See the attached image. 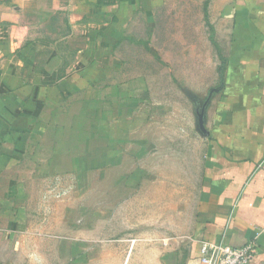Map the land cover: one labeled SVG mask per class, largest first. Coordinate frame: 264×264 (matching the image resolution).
<instances>
[{
  "label": "crops",
  "instance_id": "0c3cea01",
  "mask_svg": "<svg viewBox=\"0 0 264 264\" xmlns=\"http://www.w3.org/2000/svg\"><path fill=\"white\" fill-rule=\"evenodd\" d=\"M186 4V13L202 18L196 29L182 17L180 42L171 32L179 19L171 20L174 0H0V191L30 143L59 123L65 100L99 89L121 105L132 84L126 78L140 76L121 69L125 47L152 53L154 45H187L194 64L178 68L177 86L215 91L191 225L173 264H200L201 244L220 238L234 248L253 241L251 264H264V0ZM194 30H204L203 38ZM203 44L212 46L209 75L196 67Z\"/></svg>",
  "mask_w": 264,
  "mask_h": 264
},
{
  "label": "rangeland",
  "instance_id": "374dc122",
  "mask_svg": "<svg viewBox=\"0 0 264 264\" xmlns=\"http://www.w3.org/2000/svg\"><path fill=\"white\" fill-rule=\"evenodd\" d=\"M174 1L171 20L179 19L171 32L182 42V17L197 29L198 15L185 12L188 0ZM195 32L203 38L204 30ZM192 48L154 45L152 54L125 47L121 69L140 76L126 78L132 84L121 105L99 89L65 100L59 123L4 175L0 264L174 263L191 225L205 150L192 104L177 86L178 68L194 64ZM211 50L196 47L201 74L214 73Z\"/></svg>",
  "mask_w": 264,
  "mask_h": 264
},
{
  "label": "built area",
  "instance_id": "2783aa9c",
  "mask_svg": "<svg viewBox=\"0 0 264 264\" xmlns=\"http://www.w3.org/2000/svg\"><path fill=\"white\" fill-rule=\"evenodd\" d=\"M258 254L257 244L253 241L243 247L229 246L223 238L200 246V264H251Z\"/></svg>",
  "mask_w": 264,
  "mask_h": 264
},
{
  "label": "water",
  "instance_id": "95a60500",
  "mask_svg": "<svg viewBox=\"0 0 264 264\" xmlns=\"http://www.w3.org/2000/svg\"><path fill=\"white\" fill-rule=\"evenodd\" d=\"M182 93L185 97L189 100L192 104L193 108V115L195 119V130L198 135L205 139L208 137V132L205 128L206 123V110L212 100L214 89L209 91L207 97L205 99L199 97L198 95L194 94L190 90L186 88H181Z\"/></svg>",
  "mask_w": 264,
  "mask_h": 264
},
{
  "label": "trees",
  "instance_id": "16d2710c",
  "mask_svg": "<svg viewBox=\"0 0 264 264\" xmlns=\"http://www.w3.org/2000/svg\"><path fill=\"white\" fill-rule=\"evenodd\" d=\"M205 19H206V14H205ZM210 31L212 32V30L210 29ZM221 71H222V69H221Z\"/></svg>",
  "mask_w": 264,
  "mask_h": 264
}]
</instances>
